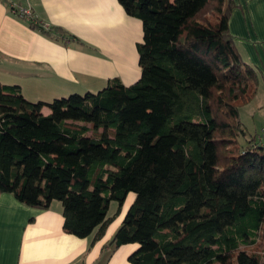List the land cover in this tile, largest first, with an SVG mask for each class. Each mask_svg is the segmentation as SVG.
I'll list each match as a JSON object with an SVG mask.
<instances>
[{
  "label": "trees",
  "instance_id": "trees-1",
  "mask_svg": "<svg viewBox=\"0 0 264 264\" xmlns=\"http://www.w3.org/2000/svg\"><path fill=\"white\" fill-rule=\"evenodd\" d=\"M117 1L142 22L139 79L50 101L0 82V195L61 202L93 244L134 192L111 238L138 245L131 264H264V145L239 113L260 73L228 29L234 0Z\"/></svg>",
  "mask_w": 264,
  "mask_h": 264
},
{
  "label": "crops",
  "instance_id": "crops-1",
  "mask_svg": "<svg viewBox=\"0 0 264 264\" xmlns=\"http://www.w3.org/2000/svg\"><path fill=\"white\" fill-rule=\"evenodd\" d=\"M11 1L17 7H27L32 20L0 0V82L18 84L28 100L50 101L53 96L80 92L81 83L95 88L85 91L96 92L107 79L118 77L126 85L139 79L136 45L142 41V22L127 15L117 0ZM234 2L228 29L242 59L260 73L256 96L239 111L252 136L264 124V0ZM31 22L59 28L78 40H74L76 44L62 41L54 30L48 36ZM83 43L93 46L94 51L82 49ZM45 108L42 112L49 113ZM122 220L110 223L92 244V236L80 238L64 230L61 202L54 200L48 209L41 210L3 193L0 264H131L128 256L138 245L115 248L111 243Z\"/></svg>",
  "mask_w": 264,
  "mask_h": 264
},
{
  "label": "rangeland",
  "instance_id": "rangeland-1",
  "mask_svg": "<svg viewBox=\"0 0 264 264\" xmlns=\"http://www.w3.org/2000/svg\"><path fill=\"white\" fill-rule=\"evenodd\" d=\"M70 40H71V43L72 42H75L72 38H70ZM80 42H82V41H80ZM75 44H76V42H75ZM84 44V43H83ZM88 45V46H87ZM93 47V46H92ZM91 46H89V44H84V47L82 48V49H84V50H86V51H88V52H93L94 51V49L92 48ZM112 79V78H111ZM110 79H107L106 80V82H105V84H104V86L108 83V81H109ZM16 85H18V84H16ZM19 86V85H18ZM81 86H82V90H80V92H72V93H79V94H84V93H86V92H88V91H85L84 89H86V88H92V87H87V86H85V85H82V83H81ZM103 86V87H104ZM96 87V86H95ZM92 89H95V88H92ZM100 89V88H99ZM96 92L98 91V90H95ZM23 94V93H22ZM69 94H71V93H67V94H65V96H59V97H66V96H68ZM58 96H53L52 98H51V100L52 99H54V98H59ZM46 109V111H48L49 109H47V108H45ZM259 132V131H258ZM134 197H135V193L134 192H129L128 193V195H127V197H126V199L124 200V202H123V204L120 206V209H118V207H119V205H118V203H117V201H115V200H112L111 202H110V204H109V208H108V212H107V215L108 216H112L113 218H112V221L110 222V223H112V222H114V221H117L118 219H120L121 217L122 218H124L125 217V213H126V211H127V209H128V207L131 205V203H132V201L134 200Z\"/></svg>",
  "mask_w": 264,
  "mask_h": 264
},
{
  "label": "built area",
  "instance_id": "built-area-1",
  "mask_svg": "<svg viewBox=\"0 0 264 264\" xmlns=\"http://www.w3.org/2000/svg\"><path fill=\"white\" fill-rule=\"evenodd\" d=\"M10 8H12L13 11H16V8H17L20 16H22L28 20H32L31 12L27 7H17L14 2H11ZM257 136L260 140L264 139V124L260 127Z\"/></svg>",
  "mask_w": 264,
  "mask_h": 264
}]
</instances>
